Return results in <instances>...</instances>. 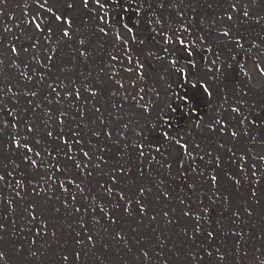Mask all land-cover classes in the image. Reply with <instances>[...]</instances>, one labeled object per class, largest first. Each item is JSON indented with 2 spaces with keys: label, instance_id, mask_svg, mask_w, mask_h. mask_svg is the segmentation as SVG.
<instances>
[{
  "label": "rangeland",
  "instance_id": "374dc122",
  "mask_svg": "<svg viewBox=\"0 0 264 264\" xmlns=\"http://www.w3.org/2000/svg\"><path fill=\"white\" fill-rule=\"evenodd\" d=\"M72 3L73 7L68 8L65 0H48L45 7L40 8L37 0H0V29L2 25L5 26L12 36L22 39L30 33H42L31 23L33 17L42 28L47 25L53 30L42 40H37L32 51L26 50L27 46L20 49L16 47L19 54L13 64L10 62L8 52L0 46V53H2L0 54V120H4L1 112L8 111L12 105L19 104L14 113L16 118L23 117L26 120L25 123L32 126L33 135L38 138L37 143L26 140L34 157H36L35 153H40L44 149L59 148L60 140L64 138L56 132L58 124L55 122L61 123V115L59 121L53 118L55 119L53 122L48 118V113H60L72 103L66 104L62 100L55 99L45 100L44 108L41 109L34 102L23 97L25 92L19 75L17 77L9 73V67L27 63L30 53L35 60L39 61L46 51H52L55 56L58 55L61 58L65 57L68 66L73 69L72 73L91 67L96 69L99 75L104 73L121 77L123 72L128 70L127 81L131 86L136 83V86L126 94L123 102L128 103L124 109L127 115L121 116V126L115 128L113 138L118 140L120 145L126 146L128 151L137 150L139 146L149 151L153 150L154 156L162 161H169L175 145L181 149L182 144L184 145L185 150L181 158L176 163L169 164L173 180H171V186L163 185L162 188L164 190L162 198L166 202L172 200L174 205L177 202L170 192H179L178 190H181L179 186L181 188L186 186L184 189H188V196L181 201V209L177 206L178 216L174 218V225L178 221L177 225L182 228L181 233L184 236L178 235L172 222L167 224L160 216L153 213H136V207L134 212L129 207L128 213H125L119 225L125 231H136L140 237L144 235L143 232H149V225H151L154 228L153 232H159L163 241L162 248L159 247L157 255H154L158 256L157 258L145 260L156 250L152 243L147 244L145 249L147 254L141 255V260L136 261L135 257L118 251L116 241L105 240L108 242H106L107 247L104 248L102 246L104 240L97 238L96 242H92L93 247L79 253L77 257L74 251H79L84 242L80 241L76 245L75 242L81 238L73 234V230L83 229L80 221L75 218L76 215L82 218L83 207L75 211L67 206L71 209L73 213L71 214L65 209L63 199L59 196L55 197L56 194L61 193L56 191L57 188H49L48 184L46 186L54 198L48 196L36 198L24 192L20 200L12 202L8 199L2 200L5 190L0 184V223L4 225V230L0 231V252L3 253V256H0V264H264V227H260L259 233L253 235L250 248L241 249L244 253L242 256H239V249L235 250V253L232 252L234 246L231 247V251L220 249L222 240L219 237V231L221 230L213 227L219 217L228 219L231 214V205L244 201L241 182L237 184L239 193H234L226 186L224 182L228 178L226 167H235L238 171L235 175H238L241 181L245 180L242 175H246L245 181L248 184L254 181L262 186L264 181V0H88L87 4H84L82 0H72ZM233 4L235 8L232 7ZM48 7L53 9L52 13L47 11ZM117 11L126 16L137 13L156 18L157 30L165 29L169 35L171 34L170 46L177 42L176 31L180 32L179 38L182 39L183 30H179L178 27L187 28L188 36L196 46L212 52L206 56L207 64L221 66V70H218L214 79L222 76L221 71L225 73L232 65L235 67L239 65L244 70L243 84L229 85L224 91L226 97L223 94L214 97L213 82L207 83L206 78H203L207 72L214 71V67H208L207 64L205 68L199 70L197 75L191 74L186 65L176 60L173 63L175 67L173 66L171 70L167 60L156 64L153 69L146 68L143 62L145 49L142 45L144 43L141 39L143 31L135 28L133 33L123 24L124 22L111 20L106 22L102 17ZM245 11L248 13L247 16L244 15ZM57 14L66 15L71 20L69 37L62 36L64 25L55 21L54 15ZM98 38L102 43L97 41ZM122 43L128 45L127 50L123 47L121 49ZM101 46L103 49L100 51ZM166 48L169 47L166 46ZM177 68L186 72L184 74L186 80L194 85L204 84L213 96L209 102L210 106L206 108L205 113H201L202 131L194 137L190 136L188 131L196 132L199 129L195 128L192 121L181 120L186 107L179 106V96L182 92H175L172 85L177 81L175 72ZM15 72L23 77L28 75L25 70ZM142 75L144 77L140 81ZM45 76L46 82L53 84L52 87H56L57 92H60L59 75L45 74ZM101 82L109 85V82L113 80L101 79ZM39 89L44 95L46 87H39ZM64 93L67 92L64 91ZM69 96L72 102L77 101L78 106L81 105L80 98L73 97L72 94ZM145 99L148 108L139 106ZM214 102L227 107L226 110L224 109L225 113H219L218 109L212 105ZM107 107L108 118L121 110V105L111 100L108 101ZM96 109L103 114L101 106ZM257 119H260V124L258 123L255 127L253 122ZM67 121L72 124V119L68 118ZM102 121L103 118L99 113L92 118V121H89L90 126L88 125L85 130L94 132L100 128ZM163 121L171 128L165 129L162 135L163 141L158 142L152 136ZM241 127L244 130L243 136L239 132ZM48 131L53 133L51 137L47 135ZM183 132H185V138ZM209 136H212L213 140L215 136L218 144L214 150L199 152L200 148L209 147L201 146V143L204 146L207 145ZM244 136L246 139L243 138ZM79 149L82 150V148ZM79 149H75L72 153L78 156L81 154ZM63 152L65 151L61 150V153ZM114 158H112V164L117 162ZM91 160L96 161L95 158ZM62 164L65 165V161L62 160ZM205 170L215 177L214 185L210 182L204 185L202 182ZM240 174H242L241 177ZM152 179L153 177L148 178L147 182H152ZM42 180L50 183L47 175L42 174ZM122 191L124 201L121 203L136 206L137 185L133 183L128 185L124 182ZM77 192V200L84 199L86 201L84 206L90 207L87 213L90 214L89 225H93L96 212L98 214L97 203L88 197L92 194L88 188L82 192L77 189ZM23 199L27 201L28 207L21 204ZM104 206L109 207V203L104 201ZM150 207H152L151 204H149ZM31 209L35 210L36 219H32ZM110 209L112 210L110 218H112V215L118 211L114 208L113 202L110 203ZM184 210L189 212L188 215L184 214ZM263 210L264 205L260 208L255 206L253 213L260 214ZM138 215L140 220L137 219ZM144 215H148L149 218L146 219ZM105 222L111 226L109 222ZM140 224H145L147 227ZM37 229L43 232V239L35 237L39 235L35 234ZM200 231H203V234L198 236ZM209 231L216 235L213 239L208 236ZM243 231L249 232L252 236L251 224L248 223L247 226L242 227V230L239 229L240 242L245 237ZM69 236L71 238L69 243L73 242L71 248L68 245ZM48 238H53L58 243L52 244L47 241ZM233 241L235 242V238ZM180 242L184 244L182 252L177 248L181 246ZM198 246H202L203 250H198ZM136 247L132 249L135 250ZM133 252L136 254L137 251ZM65 256L68 257L67 260L64 259Z\"/></svg>",
  "mask_w": 264,
  "mask_h": 264
},
{
  "label": "bare ground",
  "instance_id": "6f19581e",
  "mask_svg": "<svg viewBox=\"0 0 264 264\" xmlns=\"http://www.w3.org/2000/svg\"><path fill=\"white\" fill-rule=\"evenodd\" d=\"M102 17L106 22L107 20H111L113 22L120 21L121 23L124 22L123 24L132 32L135 28H140L143 31V34H141V39L144 43L142 48L145 49L143 53V62L145 67L148 69H153V66L156 64L167 60L169 62L168 67L171 70L173 66L175 67V64H173L174 62L181 61L184 65H186L191 74L197 75L199 74V70L205 68L204 66L207 64V54L212 53L205 50L203 47L196 46L192 39L188 36L189 32L187 28L183 26L178 27L179 30H183V32H181L182 39L179 38L180 32L176 31L175 34H177L178 38L175 37V39L177 42L172 43L173 45L171 44L170 46L169 40H171V34L169 35V32L165 29L158 31L156 18L152 16H143L138 15L137 13L126 16L124 13L117 11L114 14H108ZM47 33L48 32L46 31L39 34L30 33L21 39V37L16 38L12 36L7 31V28L2 25L0 29V44L2 45L0 46L8 52L10 62L13 64L17 55L9 51L12 44H15L19 49L27 46L28 48L26 50L32 51L34 49L32 45L35 44L37 40H42ZM97 41L102 43L99 38ZM188 41L190 43H188ZM166 46L169 48H166ZM122 47L124 50H127L128 45L122 43L121 49ZM102 49L103 47L101 46L100 51ZM47 52L48 51L42 54L40 61L35 60L32 53H30L27 58V63H19L17 66L9 67L8 70L9 73L11 72L13 74V76L18 77L19 75V80L22 82L21 85L23 86L25 92L23 97H26L27 100L34 102L37 107L43 109V101L51 99L62 100L66 104H68V102L72 103V105H67V109H63L60 113H48V118L53 122H55V119L53 118H56V121H59L60 115L63 114L65 122L55 123L58 124V130L56 132L64 136V138L60 140L61 143H59V148L44 149L39 153V156L34 157L31 152L26 151L23 147L17 148L15 146V141H18L21 144L26 143V140L37 143L38 139L32 132L28 131V125L25 123L26 120L23 117L16 118L14 113L19 104L17 103L12 105L8 111L1 112L4 116V120H0V125H3V127H0V176H3L4 179L0 180V184L3 186V190H5L2 200L8 199L11 202L13 200H20L24 192L29 193L36 198L39 196L54 198L48 190V187L57 188L56 191L61 194H56L55 197L59 196L63 199L62 203L65 205V209L70 211L71 214H73L71 209L75 210L78 208L81 210L83 207L81 210L82 218H79L78 215L75 216V218H77V220L82 224L83 229L77 231L73 230V234L75 233L77 237L81 238L78 239L79 241L84 242L79 251H74L76 256L77 253L88 251V249L92 246V242H96L97 238L99 240H104V243L102 244L104 248L107 247L106 242H108L105 240L116 241V247L118 245L117 250H120L124 255H131L132 257H135L136 261L141 260V255L147 254V251L145 250L147 244L152 243L156 250L153 255H148L145 260L157 258L158 256L155 257L154 255L157 253V249L159 247L161 249L163 246V241L159 232H153L154 228L149 225V232H143L144 235H141L140 237L136 231H125L119 224L123 220L125 213H128V208L130 207L134 212V207H136V213H153L156 216H160L167 224L172 222V225L175 226V230L178 231V235L181 234L184 236V234L181 233L182 228L177 225L178 221L176 222V225H174V218L178 213L177 206L181 209V201L188 196V189H184L186 186L184 188L179 186L181 189L178 190L179 192H170L171 196L175 197L174 199L177 202L176 205L173 204L172 200L166 202L162 198L164 191L162 189L163 185L171 186L172 183V174L170 172L169 164L171 162L176 163V161L181 158L183 151L185 150L184 145L182 144V149L179 146L173 145V154L170 158L168 157L169 161L159 160L154 156L153 150L149 151L141 146H139L137 150L134 149L128 151L126 146H123L122 144L121 146L119 141L113 138V132L115 131V128L121 124V116L125 114L124 109L128 104L123 102L126 94L132 89V87L136 86V83L134 86H131L128 83V78L126 77L128 70L123 72L121 77L118 75L110 76L104 73L99 75L98 71L91 67L87 70L82 69L77 73H72L73 69L68 66V62L65 57L61 58L58 55L55 56L52 51ZM0 54L2 55V53ZM49 55L53 57L50 61L47 59V56ZM240 64L242 65V63ZM207 65L208 67H214V71H211V73L207 72L203 78H206L208 81L207 83L213 82V86H215L213 93L214 97L221 94L225 95L224 91L225 89L227 90L229 85L235 86L236 83L243 84L245 79L244 70L239 65L236 67L232 65L225 73L221 71L220 73H222V76H218L220 78L216 79L214 78L217 75L218 70H221V66L218 67L216 64L214 66H212V64ZM16 70H19L20 72L21 70H25L28 75L23 77L20 73L17 74L15 72ZM175 72L177 75V81L172 85L175 92H182L179 96V106L185 105L186 107L184 108L181 120H190L195 124V128L199 129V131L196 130V132L188 131V134L194 137L202 131L201 127L203 124L200 119L201 113H205L206 108L210 106L209 102L213 96H211L209 88H207L204 84L199 83L200 85H194L186 80V78H184V74L186 72L183 69L177 68ZM45 74L59 75L60 83H58V86H60V92H57L56 87H50V85L53 84L46 82ZM212 74H214V76ZM28 76H30L31 79H27L26 77ZM143 77L144 75L141 76L140 81L143 80ZM101 79L107 81L113 80V82H109V85H107L101 82ZM39 87H46L44 95L40 92ZM93 89L95 90L94 92ZM75 90H79L80 93L78 97L81 101L80 106H78L77 101L74 100L75 102H72L70 99L71 97L67 94L71 92L73 97H77L75 95ZM64 91L67 93H64ZM168 91H170V88H168ZM33 92L36 93L35 96L32 95ZM93 93H95V95H93ZM142 93H145V89ZM109 100L117 105H121V110L117 114L114 113L115 115L111 118L107 117V104ZM86 101L88 102L85 103ZM143 102L144 103L139 106L142 108H148L146 103L147 100L145 99ZM212 105L215 106L219 113L221 112L222 114L225 113L227 108L221 104L217 105L215 102ZM98 106H101L103 114H101V112H97L96 108ZM118 108L120 107L118 106ZM95 113L97 115L100 113V117L103 118L100 128L94 132H90L89 129L85 130L88 125L90 126L89 121H92V118L97 116ZM68 118L72 119L73 125L68 123ZM259 121L260 119L254 120L253 123L255 127L258 125ZM84 123L86 125H84ZM13 124H15V127H13ZM158 126L159 127L156 130L157 132L155 131V134L152 137L158 142H161L163 141V132L165 129H170L171 126L164 124V121ZM206 127L209 128L210 125ZM239 132L241 136H243V127H241ZM73 133H75V135ZM183 133L185 135V132ZM185 137L186 135L184 138ZM214 138L215 140H213L212 136H209L208 143H206L207 145L205 146L201 143L202 147H209H207V149L200 148L199 152L204 153L214 150L216 144H218L215 136ZM243 138H245V136ZM26 144L28 145V143ZM250 145H248L249 148H251ZM79 148H82V150ZM75 149H79L81 154H78V156L73 154L72 152H75ZM61 150H64L65 152L61 153ZM85 152L88 153V156L84 155ZM227 155L228 153L226 154V158ZM25 157H28V159H25ZM113 157H115L114 159L117 161L115 164L111 163ZM94 158L96 159V161L94 160L95 162L91 160ZM32 160L37 161L36 166L32 165ZM62 160L65 161V165L62 164ZM68 162L70 163L69 165ZM100 163H102V165H100ZM77 164L80 166L77 167ZM121 168L123 169V172L120 171ZM226 170H228V178L224 180L227 184L225 185L228 188H231L234 193H239V187L237 184H240L241 182L242 194L244 195L242 198L244 201L231 205V214L228 219L218 216L219 218L216 220V224L213 225V227L214 229L215 227H218L219 230H221V232L219 231V237H221L220 239L222 242L220 244H222V246L219 248L231 251V247L234 246L232 252L235 253V250L239 249V256H242L244 253H242L241 249L250 248L252 245L253 235L259 233L260 227H264V210L260 214L253 213L255 206L260 208L264 205V181H262V186H259L254 181L248 184L245 181L246 175L240 174V177L241 175L244 176V181H241L239 176L235 175V173H238V171L235 170V167H226ZM42 174L47 175L50 178V183L43 182ZM113 176L116 177L115 181L112 179ZM232 176H236V178L234 177V179ZM151 177H153L152 182L148 183L147 180ZM117 178L120 179L118 180ZM203 178L204 180H202V182L204 185H207L206 183L208 182L214 185L212 174H209L206 170ZM124 182L128 185L132 183L137 185L138 192L135 198V203L137 204V201L139 200L140 203L143 204V212L140 211L137 206L138 204L136 206H132L130 204L128 205V203H121L124 201L122 195V186ZM46 184H48V187ZM252 187H255V189H252ZM87 188L92 193L88 197L97 203L96 208H98V214L96 212L93 225H89L90 214L88 215L87 211L90 207L88 205L84 206L86 204L84 199L80 198L77 200L76 197V194H78L77 189L82 192L86 191ZM140 188L144 189L142 194L139 192ZM72 197H75V200H73ZM261 197H263V199H261ZM104 201L109 203V207L106 208L104 206ZM111 202H113L114 208L118 210L112 215V218H110V213L112 212L110 209ZM21 204L28 207V203L25 199L21 200ZM149 204H151L152 207L149 208ZM5 205H8V203H5ZM122 205L127 206V211L126 207ZM67 206L71 209L67 208ZM165 213H167V215H165ZM188 213L189 212H185L184 210L185 215H188ZM139 215L137 217L138 220H140ZM144 216L146 219L149 218L148 215ZM113 220L115 221L114 223L112 222ZM105 221L109 222L111 226H108ZM248 223L252 226V236L249 232L243 231L245 233V237L240 242L241 237L239 229L242 230V227H244V225L247 226ZM140 225L147 227L145 224ZM117 232L120 233L119 236L116 235ZM35 234H39L35 236L38 239H43L44 237V234L40 229L39 231L37 229ZM202 234L203 231H200L198 236ZM212 234L211 239L216 236L213 232ZM89 235L93 237L92 242L88 241ZM68 238L69 243L71 238L70 236ZM234 238L235 242L233 241ZM211 239L209 238V240ZM47 241L52 244L58 243L57 240L53 238H48ZM75 243L76 245L79 244L77 241ZM179 244L181 246H177V248L181 251V249L184 248V244L182 242ZM68 245L69 248H71L73 242ZM123 247H126V249H123ZM133 247H136V249L133 250ZM201 249L203 250V247L198 246V250ZM133 251H137L136 254H133Z\"/></svg>",
  "mask_w": 264,
  "mask_h": 264
},
{
  "label": "snow or ice",
  "instance_id": "6c2138e0",
  "mask_svg": "<svg viewBox=\"0 0 264 264\" xmlns=\"http://www.w3.org/2000/svg\"><path fill=\"white\" fill-rule=\"evenodd\" d=\"M82 2H83L84 4H87L88 0H82ZM37 3L39 4L40 8H44V7H45V4L48 3V0H37ZM65 3H66V5H67L68 8H72V7H73L72 0H65ZM232 7L235 8V4H233ZM47 11H48L49 13H52V12H53V9H52L51 7H48ZM244 15L247 16L248 13L245 11V12H244ZM54 19H55V21H57L60 25H64V27H63V31H62V36H63V37H69V35H70V32H69V26H70V24H71V20H70L66 15H63V14H57V15H54ZM31 23L34 25V28H35L36 30L40 31V32H45V31H47L48 33L51 34L52 31H53V30H52L50 27H48L47 25H45L44 28H42V27H41V24L38 23V22H36V18H35V17H33V20L31 21ZM81 44H83V41H81ZM35 46H36L35 44L32 45V47H35ZM9 51H10L11 53L16 54V55L19 54L18 51H17V48H16V45H15V44H12V45H11ZM52 58H53V57H52L51 55L47 56V59H48L49 61L52 60ZM26 78H27V79H31L30 76H28V77H26ZM42 78H43V77H42ZM50 87H52V85H50ZM9 91H11V88H9ZM71 94H72V93H68V95H71ZM32 95L35 96L36 93L33 92ZM75 95H76L77 97H79V95H80L79 90H75ZM93 95H95V93H93ZM97 111H99V110L97 109ZM60 122L63 123V114H61ZM0 127H3V125H0ZM13 127H15V124H13ZM32 130H33V129H32V126H31V125H28V131L31 132ZM47 135H48L49 137H51V136L53 135V133H52L51 131H48V132H47ZM15 146H16L17 148H21V147H23V148H24L26 151H28V152H31V151H32V149H31L26 143L21 144L20 142L15 141ZM35 155H36V156H39L40 154L37 152V153H35ZM84 155H85V156H88V153L85 152ZM69 158H70V157H69ZM25 159H28V157H25ZM31 163H32L33 166H36L37 161H36V160H32ZM79 166H80V165L77 164V167H79ZM120 171L123 172V169L121 168ZM3 179H4V177H3V176H0V180H3ZM112 179H113V181H115L116 177L113 176ZM213 179L215 180V177H213ZM139 192L142 194V193L144 192V189H143V188H140V189H139ZM165 195H166V194H165ZM72 199L75 200V197H72ZM129 203H130V202H129ZM137 204H138V207H139L140 211L143 212V211H144V206H143V204L140 203L139 200L137 201ZM75 211H79V209L77 208V209H75ZM126 211H127V207H126ZM30 214H31V216H32V219H36V213H35V210H34V209H31V210H30ZM165 215H167V213H165ZM112 222L114 223L115 221L113 220ZM44 227L46 228L47 225L45 224ZM198 227H199V226H197V228H198ZM3 230H4V225H3V223H0V231H3ZM38 231H39V229H38ZM116 235L119 236L120 233L117 232ZM212 235H213V234H212L211 232L208 233V236H209V237H212ZM88 241H89V242H92V241H93V237H92L91 235L88 236ZM77 243H80V241L78 240ZM78 255H79V253H77V256H78ZM0 256H3V253H2V252H0ZM64 259L67 260L68 257L65 256Z\"/></svg>",
  "mask_w": 264,
  "mask_h": 264
}]
</instances>
